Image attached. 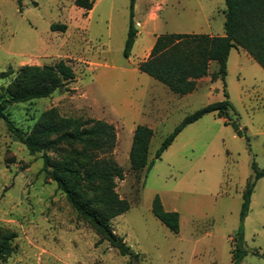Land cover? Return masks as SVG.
<instances>
[{
  "label": "rangeland",
  "instance_id": "rangeland-1",
  "mask_svg": "<svg viewBox=\"0 0 264 264\" xmlns=\"http://www.w3.org/2000/svg\"><path fill=\"white\" fill-rule=\"evenodd\" d=\"M224 0H134L137 29L123 54L130 0H95L90 10L74 0H0V90L23 65L64 60L74 77L46 97L3 109L22 132L43 112L113 124L110 154L123 169L115 191L129 208L109 219L136 256L121 255L77 214L54 180L0 118V226L16 233L0 264H234L240 209L252 161L264 168V69L232 47L224 79H201L177 95L140 71L157 35H222ZM64 24L53 30L51 24ZM217 64L212 61L210 70ZM210 79V80H209ZM227 98L241 135L213 112L185 125L150 168L133 171L129 149L137 124L153 133L148 158L182 118ZM50 156L54 153L47 152ZM179 213L172 232L151 211L154 195ZM237 264H264V176L256 179L242 222Z\"/></svg>",
  "mask_w": 264,
  "mask_h": 264
},
{
  "label": "trees",
  "instance_id": "trees-1",
  "mask_svg": "<svg viewBox=\"0 0 264 264\" xmlns=\"http://www.w3.org/2000/svg\"><path fill=\"white\" fill-rule=\"evenodd\" d=\"M94 2L74 0L76 6L86 11L92 8ZM224 4L222 35L192 32L157 35L148 56L138 63V69L161 81L177 95L191 92L196 80L208 74L211 61L217 64V68L209 73L210 79L223 80L232 47L243 49L264 69V0H224ZM133 6L134 0H130V17L123 48L125 57L130 54L137 34L132 20ZM64 27V24H51L53 30ZM73 77L74 70L62 59L52 64L21 66L0 90V118L4 120L7 130L19 138L31 154L41 153V170L55 181L71 207L93 226L100 239L106 240L121 255L136 256L138 253H133L109 224L110 218L129 208L127 200L120 198L115 191L116 178L123 177V169L110 156L116 139L113 124L82 116L54 118L49 112H43L27 132H22L3 111L6 105L15 102L46 97ZM209 112L223 117L241 135L237 121L230 119L235 110L226 96L186 114L163 138L153 158H148L153 131L147 125L137 124L128 154L130 168L133 171L150 168L154 159L160 156L185 125ZM49 151L54 155L50 156ZM251 167L253 178L247 182L243 193L240 226L233 250L234 264L243 254L239 250L243 243L241 229L252 187L257 178L264 176V168H258L254 161ZM151 211L172 232L178 231L179 213L164 209L157 194L152 199ZM15 236L14 231L0 226V259L12 252V239Z\"/></svg>",
  "mask_w": 264,
  "mask_h": 264
},
{
  "label": "crops",
  "instance_id": "crops-1",
  "mask_svg": "<svg viewBox=\"0 0 264 264\" xmlns=\"http://www.w3.org/2000/svg\"><path fill=\"white\" fill-rule=\"evenodd\" d=\"M237 49H241V48H237ZM241 50H243V49H241ZM244 51V50H243ZM230 52V51H229ZM245 52V51H244ZM212 63V61L209 63V65H208V74L207 75H204V76H202V77H200V78H198L197 80H196V84L201 80V79H208V78H210V76H209V73L212 71V70H210L209 68H210V64ZM210 80V79H209ZM187 94V93H186ZM185 95V94H184ZM181 96V95H180Z\"/></svg>",
  "mask_w": 264,
  "mask_h": 264
}]
</instances>
